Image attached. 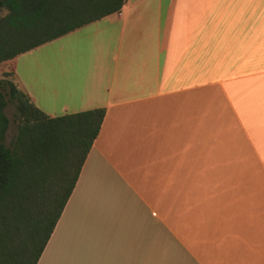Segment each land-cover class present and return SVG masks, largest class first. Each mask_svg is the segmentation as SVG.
<instances>
[{"label":"crops","instance_id":"1","mask_svg":"<svg viewBox=\"0 0 264 264\" xmlns=\"http://www.w3.org/2000/svg\"><path fill=\"white\" fill-rule=\"evenodd\" d=\"M85 31L75 73L0 64L51 117L106 109L38 264H264V0H127Z\"/></svg>","mask_w":264,"mask_h":264},{"label":"trees","instance_id":"2","mask_svg":"<svg viewBox=\"0 0 264 264\" xmlns=\"http://www.w3.org/2000/svg\"><path fill=\"white\" fill-rule=\"evenodd\" d=\"M127 0H0V64L121 12ZM0 79V264H38L97 140L106 109L51 117ZM12 103L19 119L11 147Z\"/></svg>","mask_w":264,"mask_h":264},{"label":"rangeland","instance_id":"3","mask_svg":"<svg viewBox=\"0 0 264 264\" xmlns=\"http://www.w3.org/2000/svg\"><path fill=\"white\" fill-rule=\"evenodd\" d=\"M7 14L6 11H0V18ZM87 31L84 33H71L53 42H50L34 51H31L22 61L28 63L29 71L43 70L45 72L61 71L65 73H75V53L79 52V46L86 40ZM77 48V49H75ZM9 65H0V79L3 78V71L9 70ZM23 65L20 70L22 71ZM24 68V67H23ZM28 70L27 68H25ZM48 75V73L46 74ZM12 82L14 81L13 75L7 77ZM6 114L11 121L10 128L6 135V144L11 147L12 142L16 136L17 128L19 125V119L16 115L15 106L12 103L6 108Z\"/></svg>","mask_w":264,"mask_h":264}]
</instances>
